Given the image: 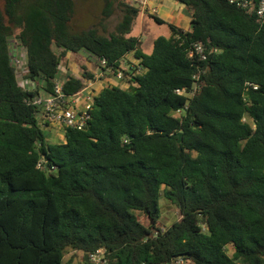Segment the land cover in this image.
Segmentation results:
<instances>
[{"label": "trees", "instance_id": "16d2710c", "mask_svg": "<svg viewBox=\"0 0 264 264\" xmlns=\"http://www.w3.org/2000/svg\"><path fill=\"white\" fill-rule=\"evenodd\" d=\"M178 1L190 30L169 24L145 53L131 35L134 1L108 0L102 22L81 27L77 0H0V264H63L70 250L94 264L85 254L99 248L107 264H264V16L229 0ZM12 40L46 94L67 51L103 57L114 71L134 51L145 70L129 71V88H103L88 125L50 143ZM196 41L206 59L189 56ZM83 87L71 75L63 82L67 96ZM163 196L181 213L167 228Z\"/></svg>", "mask_w": 264, "mask_h": 264}, {"label": "crops", "instance_id": "0c3cea01", "mask_svg": "<svg viewBox=\"0 0 264 264\" xmlns=\"http://www.w3.org/2000/svg\"><path fill=\"white\" fill-rule=\"evenodd\" d=\"M107 1L108 0H77L78 8H80L77 14L78 26L87 27L102 22L104 15L103 11ZM142 1L144 0H134V2L139 3L141 11L135 20L131 35L140 39L141 48L143 51L144 36L142 31L144 28V23L146 22L145 16L149 15V13H152L153 7L156 8L155 14L163 19L165 24H173L176 27L182 28L184 30H190L191 11L185 4L179 2L178 0H147L146 9L143 7ZM114 13L111 16L105 18L103 21V25L107 31H112L119 20L117 19L115 23L112 21ZM113 23L114 25L109 28L108 26L110 24L112 25ZM101 29L105 30L103 27H101ZM154 40L155 37L153 42ZM13 51H15L17 54H21V56L27 60L24 46L19 44L16 40L11 41V53ZM144 52L151 53L152 51ZM101 60L102 59L100 57H96L84 49L78 52L67 51L61 59L57 81H61L63 83L69 77V75H71L82 79L85 87L87 81L93 80V83L88 90L92 91L94 95L99 94L103 88L108 86H119L121 88L130 87L132 82L130 80L129 71L136 72L138 61L134 51L125 54V56L120 61L119 69H122L123 71V76L121 78L118 77L117 71H114L108 67H103ZM34 82V90L37 89L39 91L38 93L45 95L46 91L43 88V85L45 84L44 79L39 77L37 80H34ZM81 90L68 97L69 103L78 108H83L85 106V92H81ZM43 130L46 134L47 142L58 143L65 140V129L63 127L57 125H48L43 127Z\"/></svg>", "mask_w": 264, "mask_h": 264}, {"label": "built area", "instance_id": "2783aa9c", "mask_svg": "<svg viewBox=\"0 0 264 264\" xmlns=\"http://www.w3.org/2000/svg\"><path fill=\"white\" fill-rule=\"evenodd\" d=\"M134 1V0H131ZM230 3H233L241 8L247 9L251 13H256L258 16H264V0H229ZM143 7L146 8L147 0L142 1ZM150 9V8H149ZM156 12V8H152V13ZM12 62L16 67L17 76L20 84L26 90H34L35 82L33 79L27 76V60L21 56V54L15 53L13 51ZM189 56L195 57L198 56L199 59H206V48L203 42L196 41L192 43L191 49L189 50ZM102 65H105V61L103 60ZM145 68L141 65V60L138 59L136 72H142ZM117 75L119 78L123 76L122 69L117 70ZM93 80H89L86 83V86L81 90V92H85V106L83 108H78L69 103V96H67L63 91V83L61 81H57L55 84V89L53 93L48 94H40L37 93L31 100L34 105L39 107V117L38 122L39 125L43 128L48 125H57L60 127L66 128H75V129H83L88 125L89 120L91 119L90 109L94 102V93L89 91ZM252 84V83H248ZM254 88H257V84H253ZM176 92L178 94H186V89H177ZM183 111L182 108L177 110V113H181ZM128 141V139H125ZM46 165V160L42 158L38 166L44 168ZM89 260L94 264H107L105 249L99 248L95 252L89 254ZM169 264V263H165ZM171 264H184L183 259H177Z\"/></svg>", "mask_w": 264, "mask_h": 264}, {"label": "rangeland", "instance_id": "374dc122", "mask_svg": "<svg viewBox=\"0 0 264 264\" xmlns=\"http://www.w3.org/2000/svg\"><path fill=\"white\" fill-rule=\"evenodd\" d=\"M80 9V8H78ZM121 11L117 10L112 17V21L115 23L117 19H120ZM145 23L143 28V36H144V51L151 52L153 50V39L158 36H169L171 33V29L169 24L159 23L157 22L153 16L147 15L145 16ZM114 23L109 25L111 28ZM146 49V50H145ZM149 50V51H148ZM161 205V217L159 220V224L162 227L167 228L174 221L178 220L181 216L179 208L177 205L173 204L166 197H162L160 200ZM142 220L148 224L149 220L146 216H142ZM229 253L232 254L233 249L232 246H229ZM63 264H85L84 261V252L81 250L68 251L63 257Z\"/></svg>", "mask_w": 264, "mask_h": 264}, {"label": "water", "instance_id": "95a60500", "mask_svg": "<svg viewBox=\"0 0 264 264\" xmlns=\"http://www.w3.org/2000/svg\"><path fill=\"white\" fill-rule=\"evenodd\" d=\"M100 58L102 59L103 57H100ZM171 137L173 138L174 135H172ZM181 140H182V132H179V137L177 139V142L180 143ZM85 257H86V260L89 261V254L88 253L85 254Z\"/></svg>", "mask_w": 264, "mask_h": 264}]
</instances>
